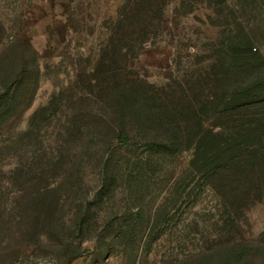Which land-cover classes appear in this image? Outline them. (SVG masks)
Here are the masks:
<instances>
[{"label": "rangeland", "instance_id": "rangeland-1", "mask_svg": "<svg viewBox=\"0 0 264 264\" xmlns=\"http://www.w3.org/2000/svg\"><path fill=\"white\" fill-rule=\"evenodd\" d=\"M260 78L264 0H0V264H264L263 170L229 263L189 172Z\"/></svg>", "mask_w": 264, "mask_h": 264}, {"label": "trees", "instance_id": "trees-1", "mask_svg": "<svg viewBox=\"0 0 264 264\" xmlns=\"http://www.w3.org/2000/svg\"><path fill=\"white\" fill-rule=\"evenodd\" d=\"M234 49H237V46ZM241 59L253 61V58L248 55ZM255 89L264 90L263 79L260 78L257 81ZM255 89L250 88L249 93L257 94L256 101H264L262 95ZM246 98H250L249 94L237 97V102L232 107L235 109L246 107L249 103L246 102ZM241 99L243 101L239 102ZM203 102L200 109L202 141L190 161L189 172L190 176L192 175L190 183L197 179L201 201L208 199L206 204H210L202 210L212 213L216 224H219V233H222V236L228 234L232 236L230 248L220 251L228 256L225 260L229 263L244 255V251L233 241L237 234L235 227L238 206L235 202L244 200L247 196L249 187L253 185L251 177H256V169H262L264 177V142L262 140L264 130L255 125L254 121L237 122L230 119L231 126H226L225 130L218 132L212 126H208L209 113L220 109L217 114L223 115L225 109L232 108H229L226 103L220 104L216 94L206 97ZM123 138L121 134L120 141H123Z\"/></svg>", "mask_w": 264, "mask_h": 264}]
</instances>
